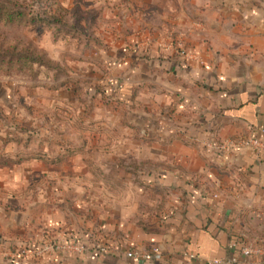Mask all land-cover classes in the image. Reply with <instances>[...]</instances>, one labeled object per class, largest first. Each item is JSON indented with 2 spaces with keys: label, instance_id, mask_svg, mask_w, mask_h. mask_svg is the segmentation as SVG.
<instances>
[{
  "label": "crops",
  "instance_id": "crops-1",
  "mask_svg": "<svg viewBox=\"0 0 264 264\" xmlns=\"http://www.w3.org/2000/svg\"><path fill=\"white\" fill-rule=\"evenodd\" d=\"M63 1L96 14L100 43L85 60L86 76L102 81L81 91L95 101L87 107L76 85L48 95L56 109L77 111L76 137L41 127L33 139L50 149L24 148L57 158L25 160L57 166L67 178L46 187L38 217L24 213L22 222L35 219L42 232L23 240L39 251L22 263L213 264L227 261L232 241L264 248V156L217 149L264 139V0ZM104 83L113 98L96 93ZM98 109L107 116H92ZM95 128L101 134L89 136ZM95 156L108 164H92ZM80 172L105 175L92 184ZM51 233L58 246L42 251ZM98 242L107 254L95 250ZM132 249L155 253L128 257ZM234 254V264H252Z\"/></svg>",
  "mask_w": 264,
  "mask_h": 264
},
{
  "label": "rangeland",
  "instance_id": "rangeland-1",
  "mask_svg": "<svg viewBox=\"0 0 264 264\" xmlns=\"http://www.w3.org/2000/svg\"><path fill=\"white\" fill-rule=\"evenodd\" d=\"M44 1L33 2L29 0L28 4L31 5V8L33 7L34 11H38L40 4ZM49 3L54 6L53 8L56 11L59 6L66 5L64 6L67 10L65 19L71 25L78 21L81 29L74 27L75 29L67 33L64 29L58 30V28L48 25L12 27L0 25L2 36L10 40L20 38L29 41L43 50L47 57L55 61L54 68L37 79L30 78L29 72L19 73L10 79H0V136L5 135L8 140L0 139V162L4 159H12L8 164L0 165V235L7 239L13 238L22 241L31 238L38 239L36 236H39L42 231L39 227H36L37 221L34 219L31 223H29L30 221L24 223L22 222L23 215L24 213H32L38 217L41 200H45L46 187L59 185L62 177L67 178L66 175L59 174L61 170H57V166H51L42 160L28 161L24 159L25 161L22 160L21 163L14 162L17 160L15 152L22 154L26 151L24 150L25 147L33 150L38 148L47 150L50 149L49 143H43L38 139H31L28 142L25 141L26 139L21 140V142L11 139L20 137L19 135H27L22 130L23 128L36 130L41 127L54 136L60 134L68 138L76 137L78 135L76 128L82 130L77 127L76 122H71L72 119L79 118L77 111L66 110L65 106L64 109H56L52 106L53 100L48 95L66 85H76L79 88L86 89L89 86L94 87L95 83L102 81V78L99 77L86 76L88 70L85 60L90 59L95 46L98 45L95 43L96 39H99L96 30L93 29L96 14L90 12L87 4L79 3L70 7V4L63 0H50ZM87 39H90V44L87 43ZM73 73L76 75L72 76ZM60 83H65V85L60 86L62 85ZM85 95V92L81 93L77 98V102L85 107L89 103L94 105V99H87L82 102L83 99H86ZM21 96L24 100L23 98L21 100ZM40 104L42 106H39ZM32 106L37 109L36 113L35 110L31 109ZM92 116L104 117L107 114L99 112L98 109ZM85 117L89 118V115ZM116 117L119 118V115ZM95 129V132L87 131V134L89 136L101 134L98 128ZM112 148L118 147L112 146ZM51 149L54 150V147L52 146ZM132 160L129 161L132 162ZM90 161L94 165L97 162L104 165L108 164L107 159L102 156L92 157ZM132 165L135 164L132 163ZM42 171H47V173L42 174ZM115 171V169L112 172L109 171L112 178L119 177L115 174ZM132 172L134 173L133 168ZM97 173L89 175L80 172L79 178L81 182L90 180V183L94 184L98 176L105 175ZM101 182L104 183L103 180ZM30 204L32 207H30ZM12 214L14 215L13 218ZM30 226H32V231L29 229Z\"/></svg>",
  "mask_w": 264,
  "mask_h": 264
},
{
  "label": "trees",
  "instance_id": "trees-1",
  "mask_svg": "<svg viewBox=\"0 0 264 264\" xmlns=\"http://www.w3.org/2000/svg\"><path fill=\"white\" fill-rule=\"evenodd\" d=\"M28 1L29 0H0V25L5 27L20 25H48L50 27L58 28V30L64 29L67 33H70L73 29H75L74 27L81 29L78 21L71 25L65 19L67 10L64 6H59L56 11L53 8L54 6L49 3L50 0H45L40 4L38 11H34L33 7L31 8V5L28 4ZM32 1L42 2V0ZM87 43L90 44V39H87ZM95 43L99 45L100 42L96 39ZM54 62L55 61L47 57L43 50L34 46L31 42L24 41L20 38L10 40L0 34V79H10L17 76L19 73L25 74L26 72L30 73V78L37 79L42 74H46L49 70L54 68ZM60 84H62L60 86L65 85V83ZM105 84L106 83L101 86H96V93L100 94L103 100L110 97L113 98L112 95L108 94ZM78 90L80 95L83 88L78 87ZM89 94L88 88V97ZM116 95L114 101H119V98L117 97L118 95ZM20 98L22 100V97ZM85 100H87V98L83 99L82 102ZM22 130L25 131L27 135H19L20 137L11 140L21 142V140L24 141L26 139L25 141L28 142L35 136H39L41 134L40 129L35 130L23 128ZM3 140L8 141L6 137L3 138ZM15 157L17 158V160L14 161L15 163H21L24 159H43L48 162L55 163L57 159L55 157H46L39 151L31 152L28 156L26 153H16ZM10 160L12 159H4L0 162V165L8 164ZM47 236L53 240V242L57 240V235L55 233H51L50 235L46 234L45 237ZM236 242L240 241L236 240ZM26 249L35 250L36 248L30 246V244L24 243L22 240L15 241L9 238H4L0 235V250L18 253ZM23 260L24 259L18 257H2L0 255V264H23Z\"/></svg>",
  "mask_w": 264,
  "mask_h": 264
},
{
  "label": "built area",
  "instance_id": "built-area-1",
  "mask_svg": "<svg viewBox=\"0 0 264 264\" xmlns=\"http://www.w3.org/2000/svg\"><path fill=\"white\" fill-rule=\"evenodd\" d=\"M178 51L183 57H188L189 52L182 46L178 45ZM217 149L223 153H228L233 149H253L257 153L264 156V139L250 135L247 137L235 138L232 140L225 141L221 144L217 145ZM58 240L54 241L50 239L49 244L42 248H52L55 249L58 246ZM95 250L99 252V254L105 255L108 252V246L103 242H98L95 246ZM228 250L230 251V256L227 261H215L213 264H234L238 261L237 256H235L234 251H239L240 254L247 257L251 260L252 264H264V248L250 244V243H240L236 241H232L228 244ZM39 250L36 248L35 250L26 249L22 250L18 253L6 252V255L18 257L21 259H25L29 254L33 252L36 254ZM155 252H140L138 250L132 249L127 252L128 257H139L142 259H150Z\"/></svg>",
  "mask_w": 264,
  "mask_h": 264
}]
</instances>
